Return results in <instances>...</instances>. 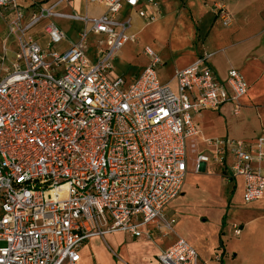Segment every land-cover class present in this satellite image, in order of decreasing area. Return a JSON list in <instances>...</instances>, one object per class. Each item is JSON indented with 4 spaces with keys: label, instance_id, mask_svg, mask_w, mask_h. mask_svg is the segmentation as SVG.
Returning <instances> with one entry per match:
<instances>
[{
    "label": "built area",
    "instance_id": "2783aa9c",
    "mask_svg": "<svg viewBox=\"0 0 264 264\" xmlns=\"http://www.w3.org/2000/svg\"><path fill=\"white\" fill-rule=\"evenodd\" d=\"M62 1H32L24 9L0 0L7 22L0 56V264H77L92 236L151 238L154 229L166 235L176 222L166 207L181 191L188 160L196 173L212 163L230 179L241 177L245 203L264 195V133L254 140L201 137L194 120L225 102L240 113L248 84L238 69L219 79L204 52L161 82L162 60L144 46L148 62L137 76L111 78L121 48L138 42L131 15L120 17V8L150 24L162 16L159 2L84 0L105 8L93 15L60 11ZM211 5L222 25L231 24L221 0ZM56 17L81 23L75 39ZM43 21L44 46L30 33ZM63 42L66 48L57 49ZM156 257L160 264H200L196 248L180 236Z\"/></svg>",
    "mask_w": 264,
    "mask_h": 264
},
{
    "label": "crops",
    "instance_id": "0c3cea01",
    "mask_svg": "<svg viewBox=\"0 0 264 264\" xmlns=\"http://www.w3.org/2000/svg\"><path fill=\"white\" fill-rule=\"evenodd\" d=\"M18 1V0H17ZM34 1V0H31ZM54 0H46L44 3L49 5ZM160 4V9L162 15L164 16H171L174 20L175 24L177 22H183L187 24L188 30H181L182 36L178 37L179 29H175V33L173 31L172 37L181 39L183 44L185 43V47L188 49L187 57L183 60L180 65H177L176 68L173 70L170 69V73L165 77L161 76V70L165 69V57H162L160 53H157L156 50L152 49L160 56L162 60L161 66L158 68V78L161 82L168 81L174 71L176 69H183L189 64H191L196 58H198L202 53L207 52L210 53V57L207 60V63L212 68L216 76L223 80L227 76V71L229 68H236L238 69L244 76L247 84L248 90L245 96L241 99V106L240 113L234 114L233 107L234 104L232 102H225L219 105L216 109H203L199 112V114L194 116V120L197 122L199 129H200V136L201 137H223V136H230L237 139L243 140H254L259 134L264 133V115L260 113L263 118L259 121L257 130L253 129L251 131H241L239 133L232 134V130H236L237 127L241 126L238 124L239 122L245 121L247 115L250 114V111H253L252 105L259 107V96L256 97L254 94L250 93V82L248 81L243 68H252L260 70L259 76L255 79L254 82H261L264 81V0H224L226 1L227 9L232 14L233 19L231 22V26L222 31L221 29H217V23L222 24L220 19L216 16L213 11L205 4V2L210 0H183L185 2V7L182 8L179 14H176V7L180 3V0H157ZM32 3V2H31ZM30 3V4H31ZM39 1V4H41ZM96 7L101 8V13L104 12L105 8L99 5L92 4ZM140 5L144 7L147 11L148 8L144 4V2H140ZM60 6V5H59ZM58 6V7H59ZM57 7V8H58ZM62 11L61 9H58ZM164 10H167L164 14ZM100 14V13H99ZM96 15V14H95ZM118 15L120 17H125L127 15H131L133 21L132 30L137 34L139 30H141L147 24L144 22V19L139 17L135 10L129 8L125 4L122 5L120 8ZM156 22V21H155ZM154 23V22H153ZM176 27V25H175ZM31 35L39 40L42 37L45 41L44 43L39 42L44 46L46 44V37L42 34V31L39 33L37 31L32 32L30 31ZM77 35V32H76ZM185 35V36H184ZM69 39H72L68 36ZM137 43V42H136ZM68 42H63L60 45V49L66 48ZM15 48V46H14ZM186 49V50H187ZM11 52L14 49H10ZM91 52V51H90ZM121 53V52H120ZM118 54V56L120 55ZM237 55L238 57V66H234L232 62V56ZM145 55V54H144ZM1 56V55H0ZM146 56V55H145ZM10 58L12 57L9 56ZM147 57V56H146ZM117 58V57H116ZM115 58V59H116ZM148 62V57L146 60L145 65ZM144 65V66H145ZM143 66V67H144ZM139 69L136 73L131 75H127L126 72H117L115 67V60H114V68L109 72V77L114 78L117 75H123L126 78H133L137 76L140 71L143 69ZM256 77V76H255ZM259 93H257L258 95ZM261 110V108H259ZM242 115V121L233 120V117ZM221 127L223 133L217 135H211L212 133L202 132L203 128L207 129H215ZM202 134V135H201ZM231 134V135H229ZM234 135V136H233ZM199 147L202 148V141L198 138ZM189 163V162H188ZM214 164L210 163L207 164L205 167L202 168L201 171L206 170V167H213ZM193 171V163L190 161L188 164V172ZM224 172V178L228 181L230 185L229 193L224 200V207H227L228 201L230 198L233 197L236 190L241 187V191L243 194V179L241 177H237L234 179H230L226 177V171ZM218 181V178H217ZM184 186V184H183ZM181 188V191L178 195H182L185 193V190ZM216 189V192H215ZM219 186L212 189V193L210 196L211 201L213 204L217 205L219 201V194L218 191ZM241 194V196H242ZM177 197V196H176ZM263 199L257 209L250 214V217L253 215L264 216L262 212L264 210V195L261 197ZM243 200V199H242ZM243 203H245L243 201ZM234 204V203H233ZM232 204V205H233ZM169 205V204H168ZM224 212V211H223ZM169 217H174L176 219V223H178L179 218L175 216L173 212L170 211L169 206L166 207L165 212ZM225 213V214H224ZM221 217V224L223 225V218L226 219V210ZM247 215V216H246ZM242 217H236L235 220L240 221L238 224L239 227V234L234 233V228H232V222L229 221V225L236 236H240L245 231V226H248L249 223V213ZM189 218V217H184ZM252 220V219H251ZM198 222V220H197ZM175 226V225H174ZM152 227V225H149ZM225 229V226H223ZM222 227V228H223ZM222 232V229L219 230ZM160 234L157 230L152 231V237L147 238L145 236L135 237L129 233L125 232H112L106 234L104 237L101 236H92L88 238L81 246L79 253H80V260L78 263H85V264H160L157 260V254L160 251V248L164 245L168 244L169 242H173L176 238L172 236L169 240H164L163 237L157 236ZM180 237L186 239L189 243H193L192 239L186 238L183 234H176ZM129 237L122 248V254H119V248L122 246L123 239ZM156 236V237H155ZM221 236L219 235L218 241V252L208 253V251L204 249H196L199 253V262L200 264H224V257L230 254V249L227 248V245L224 244V241ZM140 238V240H138ZM154 238V239H152ZM158 240V242H156ZM220 240L221 244L220 245ZM154 242H156L154 244ZM170 244V243H169ZM193 245V244H192ZM142 247V253H138L137 247ZM194 246V245H193ZM195 247V246H194ZM261 254L262 259L264 261V244H261ZM117 252V256L121 258V261H117L115 259V255ZM228 253V254H226ZM216 255L220 256V259L217 260L215 258ZM234 255V254H233Z\"/></svg>",
    "mask_w": 264,
    "mask_h": 264
},
{
    "label": "rangeland",
    "instance_id": "374dc122",
    "mask_svg": "<svg viewBox=\"0 0 264 264\" xmlns=\"http://www.w3.org/2000/svg\"><path fill=\"white\" fill-rule=\"evenodd\" d=\"M37 5H39V1L44 2L46 0H34ZM214 0H210L205 2V4L213 11L211 2ZM225 6L226 1L221 0ZM19 5L22 8H30L31 0H18ZM185 7V2L180 0V3L176 7V14H179L182 8ZM61 9L63 12L71 13L75 12L77 14H85L89 12L90 14H99L101 13V8L96 7L92 4L86 3L84 0H63L62 4L57 8ZM167 10H164V14ZM214 13V11H213ZM217 16V15H216ZM218 17V16H217ZM54 22L67 32V35L75 39L76 32L81 28V23L78 21H71L65 18H52ZM5 17L0 15V55H3L2 50V39L5 37L7 32V24ZM44 25V21L37 24L32 32L37 31L41 32L42 27ZM176 25V27H175ZM231 26L220 25L217 23V29H221L222 31L228 29ZM179 29L178 37L182 36L181 30H188L187 24L183 22H177L175 24L174 20L171 16H166V14L161 16L156 22H152L144 26L141 30L138 31V42L131 43L127 42L120 50V55L115 59V67L117 72H126L127 75H131L136 73L141 67H143L146 63L147 57L144 55L143 47L150 46L157 53H160L162 57H165V69L161 70V76L165 77L170 73V69H174L177 65H180L183 60L187 57L188 49L185 47V43L176 37H172V33L175 29ZM226 28V29H224ZM185 36V35H184ZM93 38V37H92ZM40 42L44 43V39L40 37ZM60 46H56L59 49ZM8 50L14 49V43L9 39L7 43ZM187 49V50H186ZM11 51V50H10ZM8 52V56L12 55V52ZM88 56L90 58L93 57L92 52H88ZM232 62L234 66H238V57L237 55L232 56ZM8 65V62L5 63ZM243 71L250 82V93L254 94V96H259V107L252 105V110L250 114L247 115L245 121H242V115L233 117V120L238 121L240 127H237L236 130H232V134L234 131L239 133L241 131H251L253 129L257 130L259 121L263 118L260 115L262 113L264 115V81L254 82L255 79L259 76L260 70L252 69V68H243ZM256 76V77H255ZM257 93H259L257 95ZM242 107V106H241ZM261 108V110H259ZM244 128V129H242ZM202 132L212 133L211 135H217L223 133L222 128L218 127L215 129H207L203 128ZM202 135V134H201ZM231 135V134H229ZM234 136V135H233ZM189 159L192 158L191 154L188 151ZM190 163V160H188ZM188 163V164H189ZM218 178V181H217ZM219 186V201L217 205L213 204L210 199L212 189ZM230 185L228 181L224 178V172L219 167L214 165L213 167H206V170L200 172H187L184 179L183 189L185 193L182 195H178L175 197L170 203L169 208L170 211L175 214L179 218L178 223L175 224L173 230L165 234H156L159 237H163L164 240H169L172 236L176 234H183L186 238L192 239L193 245L196 249H206L208 253L218 252L219 245V235L221 236L224 244L227 245V248L230 249V254L224 257V264H264L261 254V244H264V216L253 215L250 217V214L257 209V206L263 199H259L257 201H253L250 203H243V198L241 196L242 191L241 187H239L233 197L228 201L227 207H224V200L226 199ZM216 192V189H215ZM261 200V201H260ZM234 203V204H233ZM233 204V205H232ZM226 210V219H223V225L221 224V217ZM224 211V212H223ZM264 213V210L262 211ZM249 213V225L245 226V231L242 235L236 236L230 225L229 221H233L236 217H242ZM225 214V213H224ZM247 216V215H246ZM184 217H189L184 218ZM252 219V220H251ZM198 220V222H197ZM240 221H233L232 228H234V224L236 226H240L238 224ZM225 226V229L224 227ZM223 227V228H222ZM222 229V232L219 230ZM156 237V236H155ZM129 237L126 236L123 239L122 246L119 248V254H122V248ZM154 239V238H152ZM140 240V238H138ZM158 242V240H156ZM154 242V244L156 243ZM171 243V242H169ZM166 244L160 248L169 245ZM142 247H137L138 253H142ZM203 251V250H202ZM115 259L117 261H121L122 259L117 256V252H115ZM228 254V253H226ZM234 254V255H233ZM77 264H85V263H77Z\"/></svg>",
    "mask_w": 264,
    "mask_h": 264
},
{
    "label": "trees",
    "instance_id": "16d2710c",
    "mask_svg": "<svg viewBox=\"0 0 264 264\" xmlns=\"http://www.w3.org/2000/svg\"><path fill=\"white\" fill-rule=\"evenodd\" d=\"M224 218H225V217H224ZM224 218H223V219H224ZM221 243H222V242H221V240H220V245H222Z\"/></svg>",
    "mask_w": 264,
    "mask_h": 264
}]
</instances>
